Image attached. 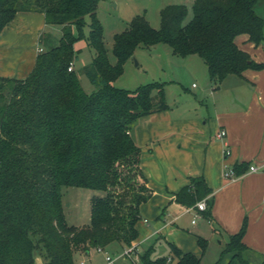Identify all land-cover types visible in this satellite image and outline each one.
I'll list each match as a JSON object with an SVG mask.
<instances>
[{"label": "trees", "instance_id": "obj_1", "mask_svg": "<svg viewBox=\"0 0 264 264\" xmlns=\"http://www.w3.org/2000/svg\"><path fill=\"white\" fill-rule=\"evenodd\" d=\"M100 1L0 0V33L19 11L43 12L47 23L62 26L59 42L38 54L26 77L0 76V264H35L36 254L46 264H77L78 254L92 247L115 241L130 246L138 238L141 205L153 190L132 127L140 117L170 107L163 82L135 89L113 84L139 46L167 43L179 56L198 54L216 85L228 75L242 77L247 68H264L236 42L242 33L256 43L264 40V17L256 10L261 0H194L188 21L186 4H167L158 28L136 14L114 35L115 63L98 16ZM81 38L95 51L83 67L95 86L91 92L84 89L79 71L69 69L81 52L75 48ZM249 165L232 167L240 175ZM63 186L106 192L92 198L87 225L66 220ZM211 191L202 176L192 177L176 200L192 206ZM207 203L202 212L209 217L212 200ZM247 225L245 218L240 230L229 235V260L213 264H254L244 255ZM198 243L204 252L207 239L198 236ZM169 247V255L153 258L150 246L140 253L139 264H200L201 254L173 242Z\"/></svg>", "mask_w": 264, "mask_h": 264}, {"label": "crops", "instance_id": "obj_2", "mask_svg": "<svg viewBox=\"0 0 264 264\" xmlns=\"http://www.w3.org/2000/svg\"><path fill=\"white\" fill-rule=\"evenodd\" d=\"M104 1L107 0L100 1L98 10ZM115 1L114 5L119 7L120 1ZM169 1L159 0L160 10L172 3ZM129 3L123 2V5ZM61 36L62 26L47 23L43 12H17L0 33V76L26 77L38 54L46 49L42 40L46 38L53 45ZM236 42L255 61L264 63V40L256 43L247 33H242ZM75 48L81 49V54L90 47L86 41L83 47H76L75 43ZM174 55L186 72H192L195 67L203 70L206 64L198 54ZM73 65L76 68L75 62ZM204 66L208 71L207 64ZM212 89L215 105L212 114L189 113L170 106L142 116L133 124L132 134L141 147V166L153 190L152 196L141 205V219L137 222L139 236L132 243L136 251L129 257L133 264L140 263V253L150 246L155 258L153 253L163 240L169 252V242H173L183 251L201 254L202 260L211 249L213 239L220 245L227 243L229 235L240 230L245 218L248 225L243 237L247 245L244 255L251 262H261L264 257V68H247L242 77L228 75ZM221 129L227 131L223 138L217 135ZM242 162L254 164L258 169L249 171L248 168L240 175L226 176L227 168ZM200 176L212 190L205 197L206 201L212 200L209 217L196 204L185 206L176 200L177 193L190 179ZM187 214L191 215L190 222L185 218ZM198 236L208 241L204 252ZM117 245L122 246L120 253L127 247L119 241L108 246ZM108 246L79 253L77 264L81 261L115 264ZM99 254L100 262H96ZM107 255L112 261L107 260ZM35 264H46L43 255H35Z\"/></svg>", "mask_w": 264, "mask_h": 264}, {"label": "rangeland", "instance_id": "obj_3", "mask_svg": "<svg viewBox=\"0 0 264 264\" xmlns=\"http://www.w3.org/2000/svg\"><path fill=\"white\" fill-rule=\"evenodd\" d=\"M118 1H120L119 7L114 5L115 0H107L100 4L98 10V16L104 26V39L108 48V54L113 63L116 62V57L112 51L114 35L124 30L133 16L144 14L153 27L158 28L161 25L159 0ZM127 1L130 3L123 5V2ZM169 2H184L189 8L186 21L191 19L193 16V0H171ZM141 3H144V5H141ZM256 10L264 17V0L258 3ZM88 32L89 26L87 25L85 33L87 34ZM41 44L45 48H49L52 45L46 38L42 40ZM85 44V38L76 41V47H83ZM94 52V49L87 48L75 60L80 81L88 92L94 90L95 86L84 73L83 67L90 62L91 55ZM178 61L180 60H177L172 48L167 43H158L150 47L139 46L135 50L134 55L125 63L123 73L113 81V84L121 88L135 89L141 84L160 81L165 85L167 103L174 110L184 109L189 113L212 114L215 109L212 86H215V83L209 78V73L206 70V66H204L206 64L203 62V70H198L195 67L192 72H186ZM217 93L221 96L223 95V92ZM227 97L231 96L227 94ZM62 193L66 220L69 224L77 226H84L90 222L92 198L106 194L103 190L80 186H63ZM190 217V214L185 216L189 222ZM167 247V243L163 240L157 245L153 256L170 254ZM107 248L108 253L116 259L115 264H133L129 257L120 255L122 246H108ZM215 254L217 255L215 256ZM230 256L231 253L226 250V243L223 242L220 245L213 239L211 249L207 251L200 264H213L219 258H221V262L225 263L229 260ZM100 257L101 254L97 256L96 262H100ZM85 262V264L90 263L89 261ZM252 262L258 264L260 261L254 260Z\"/></svg>", "mask_w": 264, "mask_h": 264}, {"label": "built area", "instance_id": "obj_4", "mask_svg": "<svg viewBox=\"0 0 264 264\" xmlns=\"http://www.w3.org/2000/svg\"><path fill=\"white\" fill-rule=\"evenodd\" d=\"M42 50V49H41ZM40 50V51H41ZM74 67L73 64L70 65L69 69L72 70ZM227 134V131L225 129H221L217 135L221 138L225 137ZM227 153L229 152L228 150L226 151ZM258 169V167L254 164L249 166V171H256ZM226 176L228 177H233L235 176V171L233 169V167H229L227 168L226 171ZM199 210H205L207 209V201L205 198L199 200L196 205H195ZM193 222H195V219L193 220ZM99 250H102L101 247H98ZM136 251V246L135 244H131L130 246H127L124 251L120 254L121 256H126V257H130L133 253H135ZM107 260L108 261H112V257L110 255H107ZM80 264H84V261H81Z\"/></svg>", "mask_w": 264, "mask_h": 264}]
</instances>
